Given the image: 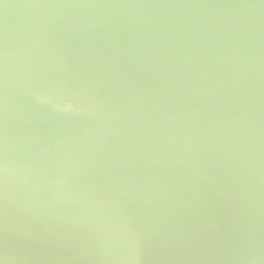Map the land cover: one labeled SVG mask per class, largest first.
<instances>
[{
  "label": "water",
  "instance_id": "1",
  "mask_svg": "<svg viewBox=\"0 0 264 264\" xmlns=\"http://www.w3.org/2000/svg\"><path fill=\"white\" fill-rule=\"evenodd\" d=\"M0 264H264V0H0Z\"/></svg>",
  "mask_w": 264,
  "mask_h": 264
}]
</instances>
